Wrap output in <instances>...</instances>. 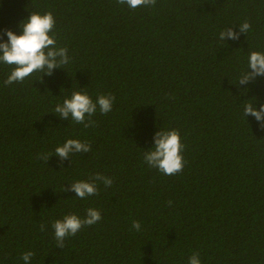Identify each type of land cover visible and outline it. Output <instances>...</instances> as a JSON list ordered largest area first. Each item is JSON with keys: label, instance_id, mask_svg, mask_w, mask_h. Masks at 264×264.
<instances>
[{"label": "trees", "instance_id": "1", "mask_svg": "<svg viewBox=\"0 0 264 264\" xmlns=\"http://www.w3.org/2000/svg\"><path fill=\"white\" fill-rule=\"evenodd\" d=\"M31 12L53 14L50 35L70 59L10 85L14 66L0 62V264H25L26 252L34 253L26 264H189L194 253L201 264H264V121L244 116L246 102L264 104V75L239 82L252 71L249 53H264V0L136 9L118 0H0V32L20 34ZM228 29L238 38L221 40ZM73 91L94 101L111 94L112 110L97 107L87 128L63 119L54 109ZM171 129L184 167L165 175L144 155ZM69 138L91 151L62 159L55 148ZM76 180L95 182L98 195L76 197ZM90 207L101 220L60 248L52 222Z\"/></svg>", "mask_w": 264, "mask_h": 264}, {"label": "clouds", "instance_id": "2", "mask_svg": "<svg viewBox=\"0 0 264 264\" xmlns=\"http://www.w3.org/2000/svg\"><path fill=\"white\" fill-rule=\"evenodd\" d=\"M121 5L126 4L130 9L144 7L156 4V0H118ZM55 26V18L51 12L40 14L39 12H31L30 15L21 22L22 31L20 34L11 29H4L0 32V62L14 66L4 81L5 85L14 82H23L34 72H43L51 75L52 70L69 63L68 50L66 47H57L55 35H50ZM240 31L247 33L250 24L245 21L239 26ZM6 36L7 40L3 37ZM237 39V34L231 29L220 32L219 38L224 40L225 37ZM57 57H60L57 60ZM252 71H243L239 76L241 84L247 83L256 76L264 75V53L259 51H251L248 56V66ZM115 97L111 94H100L95 101L92 97L83 91H73L71 96L65 98L63 103H58L54 109L63 119L71 120L77 124H83L85 128L93 125L95 122L91 119L99 107L101 114H107L112 110ZM254 102L249 101L244 104V116L248 114L254 116L257 121H264V104H260L259 108L254 106ZM87 117V120H86ZM87 121V122H85ZM264 129V124H262ZM156 142L154 150L145 153L144 159L151 167L157 168L165 175H174L181 172L184 167V159L182 150L184 145L181 143L179 131L171 129L167 131H158L156 133ZM90 152L91 146L79 139H67L62 145L55 148V154L62 159L68 158L72 152ZM42 160H47L48 155L39 156ZM99 177L100 173L94 174ZM106 185L112 184V179H105ZM71 191L76 197L84 199L88 196L98 195V187L95 182L89 180H76L71 183ZM171 204V201H169ZM101 220L100 212L95 208H88L86 215L81 218L75 213L65 214L62 219H56L52 222L54 236L57 245L60 248L65 246L66 237L75 236L84 226H91ZM132 227L136 231H140L141 225L139 221H133ZM44 230V225H41ZM33 252H26L22 255V259L28 262ZM189 264H201L198 254L194 253L189 257Z\"/></svg>", "mask_w": 264, "mask_h": 264}]
</instances>
